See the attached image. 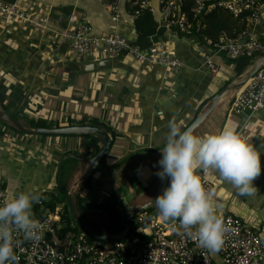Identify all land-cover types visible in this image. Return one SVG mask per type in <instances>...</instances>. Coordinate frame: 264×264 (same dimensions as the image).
Returning a JSON list of instances; mask_svg holds the SVG:
<instances>
[{
	"label": "crops",
	"instance_id": "crops-1",
	"mask_svg": "<svg viewBox=\"0 0 264 264\" xmlns=\"http://www.w3.org/2000/svg\"><path fill=\"white\" fill-rule=\"evenodd\" d=\"M5 1L35 16L45 30L9 25L0 18V109L27 127L32 122H44L49 128L82 126L86 120L111 136L110 153L93 177L89 204L94 206L84 221L100 234L97 229L106 216L100 206L108 203L121 213L127 206H142L152 199L161 180L155 173L169 122L185 130L212 97L237 79L236 65L208 49L204 41L209 38L205 35L207 20L193 38L170 39L163 33L150 39L180 60L182 65L175 72L141 65L127 56L91 62L70 53L64 38L69 17L86 20L94 35L119 34L136 43L137 17L130 0ZM113 5H118L117 21L110 8ZM151 6L160 26L159 0H151ZM234 17L230 25L239 31L244 23ZM261 19L256 35L264 42V13ZM209 58L218 67L216 75L208 67ZM95 63L101 64L95 71L79 69ZM235 96L236 92L222 99L194 132L202 135L232 127L261 152L262 173L251 194L238 193L211 169L209 179L212 202L219 205L217 215L241 219L264 241V110L231 114ZM102 146L101 140L98 147ZM94 153L91 138L43 139L20 134L0 122V187L8 200L29 190L50 200L59 191L62 166L66 172L75 171L72 178L66 176L69 184L65 187L72 189L87 173V159ZM42 205L40 212H50ZM211 255L216 264H222L219 251Z\"/></svg>",
	"mask_w": 264,
	"mask_h": 264
},
{
	"label": "built area",
	"instance_id": "built-area-1",
	"mask_svg": "<svg viewBox=\"0 0 264 264\" xmlns=\"http://www.w3.org/2000/svg\"><path fill=\"white\" fill-rule=\"evenodd\" d=\"M138 17L147 11L154 15L151 0H130ZM161 21L159 29L170 39L193 38L206 27V18L214 10L225 9L235 17H241L245 27L229 33L222 30L216 40L205 38L210 52L230 61L258 58L264 55V42L256 35L264 13V0H159ZM113 19H120L118 5L110 7ZM0 18L9 25H21L45 30L40 20L27 15L16 3L0 0ZM64 38L70 53L91 62L131 57L141 65L164 67L175 72L181 62L172 51L157 41L143 49L135 42L119 34H93L89 23L72 15ZM152 39V38H151ZM211 73L218 67L207 61ZM246 110H264V69L244 88L236 92L231 114L241 115ZM209 170L201 176L204 187L211 192ZM8 200L7 192L0 187V203ZM90 203V201L88 202ZM226 231L219 250L222 264H261L264 257V241L243 221L234 216L220 218ZM39 239H25L22 231L13 229L14 252L17 264H216L211 252L201 247L195 235H189L179 226L178 220H163L158 215L139 214L133 219L136 236L130 235L115 243H91L86 237L73 241L71 236L58 234L61 213L48 212L41 220ZM194 232V230H193Z\"/></svg>",
	"mask_w": 264,
	"mask_h": 264
},
{
	"label": "clouds",
	"instance_id": "clouds-1",
	"mask_svg": "<svg viewBox=\"0 0 264 264\" xmlns=\"http://www.w3.org/2000/svg\"><path fill=\"white\" fill-rule=\"evenodd\" d=\"M160 151L155 174L167 179L168 184L153 201L159 216L165 221L178 220L201 247L218 252L226 228L215 211L219 205L213 204L199 170H214L238 193L248 195L262 173L261 152L232 127L201 135L191 128L182 130L174 121L168 124ZM40 200V193L29 190L0 203V264H17L13 229L22 231L25 239H39L41 226L33 218L32 209Z\"/></svg>",
	"mask_w": 264,
	"mask_h": 264
},
{
	"label": "water",
	"instance_id": "water-1",
	"mask_svg": "<svg viewBox=\"0 0 264 264\" xmlns=\"http://www.w3.org/2000/svg\"><path fill=\"white\" fill-rule=\"evenodd\" d=\"M101 67V64H88L85 66H81L79 69L84 72H92ZM264 69V55L258 57L250 67L240 76L237 77L236 80L229 83L225 86L218 94L212 97L205 106L201 109L200 113L196 116V118L185 128H191L195 131L209 116V114L215 109V107L220 103V101L232 93L237 92L238 90L244 88L261 70ZM0 122L4 123L8 127L12 128L16 132L20 134H24L27 136H41V137H87V136H97L100 137L103 146L101 150L95 154L93 157L87 159L88 163V171L87 173L79 178L75 183L71 190L66 193V204L68 206V210L70 216L80 230L82 235L90 240L96 242H104V243H115L121 241L128 237L133 229V219L142 213H146L151 209L155 208L153 201L157 196L162 194L164 188L168 184V180H160L158 188L152 197V199L142 205V206H127L121 212V226L122 230L116 234H97L89 229L86 223L83 221L81 216L79 215L75 201H74V191H76L80 185L85 182L98 168L101 161L105 159L110 153L112 146L111 136L103 129L93 127V126H67V127H57V128H31L27 127L17 119L7 114L5 111L0 109ZM202 172V171H201ZM60 176V171L58 173Z\"/></svg>",
	"mask_w": 264,
	"mask_h": 264
},
{
	"label": "trees",
	"instance_id": "trees-1",
	"mask_svg": "<svg viewBox=\"0 0 264 264\" xmlns=\"http://www.w3.org/2000/svg\"><path fill=\"white\" fill-rule=\"evenodd\" d=\"M12 2V1H11ZM14 3V2H12ZM137 9V7L134 6V10ZM229 12L225 9H217L214 10L210 15L207 16V31L205 32V35H207L209 38L212 40H216L219 33L222 30H226L229 33H231L232 27L230 25L231 16L228 14ZM234 17V16H233ZM236 20L241 19V17H234ZM136 30L138 34V39L136 41V44L142 47L143 49H147L150 47L151 38H156L158 36H162L163 30L159 29V24L156 22L154 15L150 12H143L141 15H139L136 18ZM245 27V24H243L241 29ZM256 60V58L252 59H242L235 61L234 64L236 65V73L237 77L242 75L253 63V61ZM5 125V124H4ZM90 124L88 121L84 120L82 126H89ZM31 128H49L47 127V124L44 122H32L29 124ZM71 126V125H69ZM84 138H91V145L95 148V154H97L102 147H98V142L101 141L100 137L97 136H87ZM114 139V138H113ZM113 144V142H112ZM105 159H103L98 166V168L94 171V173L85 181L83 182L80 187L78 188V191L76 192V195L74 197L75 205L77 208V211L83 221H85V216L87 213V209L91 208L94 206V203L89 204L88 202L90 201V192L93 190V177L95 173L98 172L99 167ZM63 172L66 171L64 170V167L62 166L60 170V179H59V191L61 192V199H55V195L52 196L50 200H46V195H41V200L36 203L33 206L32 209V214L33 218L35 220H41L44 218L46 215L41 216L39 215V210L41 207H44L48 209L50 212L54 213L55 209L57 206L62 205L63 210L61 212V221H60V227L58 230L59 236L63 239L66 236H71L73 241H76L79 239V237L83 236L80 230L77 228L76 225H74V222L70 216L68 206L66 204V193L68 192V189H66L65 184L63 185L62 183V176ZM87 195V197H83V193ZM87 192V193H86ZM102 210L106 213L105 218L99 223L100 227L97 229L98 231H101L100 234H116L122 230L121 226V213L117 208L112 207L110 204H103L100 206ZM150 215H157V209L156 207L148 211ZM136 227L133 225L132 232L130 234L131 237L136 236ZM84 237V236H83ZM91 243H94L95 241L88 239ZM102 245H105L104 242H100Z\"/></svg>",
	"mask_w": 264,
	"mask_h": 264
},
{
	"label": "rangeland",
	"instance_id": "rangeland-1",
	"mask_svg": "<svg viewBox=\"0 0 264 264\" xmlns=\"http://www.w3.org/2000/svg\"><path fill=\"white\" fill-rule=\"evenodd\" d=\"M154 13H155V11H154ZM262 56V55H261ZM260 57V56H259ZM257 59V58H256ZM238 92V91H237ZM40 138H43V139H45L46 137H41L40 136ZM47 138H51V137H47ZM102 166V165H101ZM101 166L99 167V169L101 168ZM98 169V170H99ZM74 169L72 168V169H70L68 172H66V174H65V172H63V176H62V183H63V185L65 184V186L66 185H68L69 184V181H67V179H66V176H69V177H73V175H74ZM59 188V187H58ZM69 190H71V189H69ZM68 190V191H69ZM78 191V189L76 190V191H74V197H75V195H76V192ZM87 193V192H86ZM87 195H88V193H87ZM87 195L85 194V192L83 193V197H87ZM47 199H49V198H47ZM55 199L57 200V199H61V192L60 191H58L57 192V194L55 195ZM57 207H59L58 209H59V211H60V213L62 212V210H63V207H62V205H60V206H57ZM89 210H90V208L89 209H87V213L89 212ZM86 213V214H87ZM146 213H148V212H146ZM47 214V211H43V212H40V210H39V215H40V217L41 216H44V215H46ZM142 214H144V213H142ZM149 214V213H148ZM158 216H159V214H157ZM74 225H75V223H74ZM89 226H90V224H88ZM134 225V224H133ZM88 226V227H89ZM91 227V226H90ZM94 229H95V227H94Z\"/></svg>",
	"mask_w": 264,
	"mask_h": 264
}]
</instances>
